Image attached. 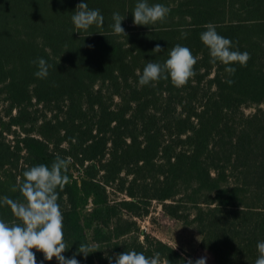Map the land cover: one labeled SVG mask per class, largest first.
<instances>
[{
	"label": "trees",
	"instance_id": "1",
	"mask_svg": "<svg viewBox=\"0 0 264 264\" xmlns=\"http://www.w3.org/2000/svg\"><path fill=\"white\" fill-rule=\"evenodd\" d=\"M80 2L0 0V199L23 201V172L59 155L69 160L70 182L57 189L65 257L89 243L98 251L77 255L80 264H109L106 254L127 250L195 261L142 227L159 201L197 230L210 264H255L264 241V0H148L170 8L148 26L133 23L138 0H83L104 17L87 32L71 20ZM115 12L127 36L114 33ZM207 23L250 53L246 67L229 65V76L210 62L200 39ZM177 44L198 57L187 85L139 86L137 71L163 64ZM38 58L51 65L46 79L34 75ZM0 219L16 220L9 206ZM32 251L37 264H58Z\"/></svg>",
	"mask_w": 264,
	"mask_h": 264
},
{
	"label": "clouds",
	"instance_id": "2",
	"mask_svg": "<svg viewBox=\"0 0 264 264\" xmlns=\"http://www.w3.org/2000/svg\"><path fill=\"white\" fill-rule=\"evenodd\" d=\"M169 13L170 8L163 4L150 5L148 0H138L132 12L133 23L137 26H148L164 22ZM112 19L114 33L127 36L122 27L125 17L115 12ZM71 20L75 29L84 32L93 25L102 27L104 24V17L99 9H90L83 0L76 5ZM204 27L206 31L200 34V39L209 49L211 63L219 61L226 65L225 72L229 76L236 72V68L229 65L238 63L241 67L247 66V62L251 59L250 53L233 50L232 40L220 35L214 24L207 23ZM186 37L187 33H182V38ZM88 47L91 48L92 45ZM163 50L157 44L152 52L160 53ZM197 62L198 57L193 56L190 48L177 44L170 50L169 58L163 64L149 61L142 74L137 71L139 86H154L161 79L169 78L175 87L186 86L196 75L194 65ZM32 63L38 65V71L34 75L39 79H46L51 65L43 58H38ZM226 82L229 85L234 83L230 79ZM68 163V159L57 155L50 167L45 164L30 167L23 172V180L18 185L23 201L8 197L0 199V206H9L13 216L19 221V223L16 220L6 222L0 219V264H37L33 249L43 253L46 261H51L55 257L58 264H80L76 259L77 255L83 254L86 259L90 253L98 251L93 244L81 243L71 257L63 255L69 246L65 240L64 216L58 202L57 189L63 190L70 182L65 174ZM15 190L14 188L13 191ZM256 247L259 255L255 264H264V241H259ZM105 258L108 259L109 264H113V260L114 264H169L168 259L162 260L159 252L146 256L144 252L127 250L115 254L114 257L106 254ZM206 261V256L195 261L187 258L186 264H206Z\"/></svg>",
	"mask_w": 264,
	"mask_h": 264
},
{
	"label": "rangeland",
	"instance_id": "3",
	"mask_svg": "<svg viewBox=\"0 0 264 264\" xmlns=\"http://www.w3.org/2000/svg\"><path fill=\"white\" fill-rule=\"evenodd\" d=\"M255 106L244 107L246 113L253 112ZM142 227L161 239L174 244L183 251L193 254L197 259L207 257L206 264L212 262L211 256L199 247L200 235L192 226H186L181 221L164 212L159 201H154L151 213L140 220Z\"/></svg>",
	"mask_w": 264,
	"mask_h": 264
}]
</instances>
